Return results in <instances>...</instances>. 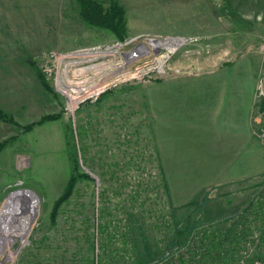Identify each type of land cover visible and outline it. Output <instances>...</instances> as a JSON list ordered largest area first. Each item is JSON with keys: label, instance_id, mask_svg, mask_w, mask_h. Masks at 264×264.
<instances>
[{"label": "rangeland", "instance_id": "1", "mask_svg": "<svg viewBox=\"0 0 264 264\" xmlns=\"http://www.w3.org/2000/svg\"><path fill=\"white\" fill-rule=\"evenodd\" d=\"M117 1L125 40L90 25L78 0L3 1V18L16 12L17 23L2 33L17 32L12 47L40 88L27 79L35 99L13 103L22 117L0 106L14 118H0V264H264V178L250 196L174 207L144 101L149 81L243 57L261 77L264 0ZM253 231L263 238L247 248Z\"/></svg>", "mask_w": 264, "mask_h": 264}, {"label": "crops", "instance_id": "2", "mask_svg": "<svg viewBox=\"0 0 264 264\" xmlns=\"http://www.w3.org/2000/svg\"><path fill=\"white\" fill-rule=\"evenodd\" d=\"M3 1L0 106L22 117L13 103L18 102L16 99H35L26 89L27 79L37 87L40 84L34 67L25 63L24 56L20 58L24 62L20 61V52L12 47L17 32L6 27L10 32L2 33V24L17 23L15 11L12 14L10 10L11 15L3 18L2 8L7 7ZM16 4L8 6L15 10ZM7 40L10 46L3 47ZM261 73L251 59L243 57L216 68L146 83L145 111L174 207H185L199 198L210 199L209 207L224 204L231 193L243 196L248 184L264 178V142L258 135L264 124V109L256 108L255 99ZM14 87L17 91L23 88V92L17 93ZM1 133L0 125V140Z\"/></svg>", "mask_w": 264, "mask_h": 264}, {"label": "trees", "instance_id": "3", "mask_svg": "<svg viewBox=\"0 0 264 264\" xmlns=\"http://www.w3.org/2000/svg\"><path fill=\"white\" fill-rule=\"evenodd\" d=\"M81 6L82 17L93 26L103 27L112 30L120 40L127 38V17L123 6L119 4L117 0H111L110 4L106 7L102 1L97 0H78ZM43 83L45 79H43ZM0 118L7 121H14V118L5 113L0 108ZM57 118V115H45L39 121H35L25 126L27 130L32 129L35 124L42 123L46 120ZM6 142L0 143V151L5 147ZM75 184V177H72L69 181L65 192L57 200L54 209L53 216H56V212L60 207V204L66 200L72 193Z\"/></svg>", "mask_w": 264, "mask_h": 264}, {"label": "built area", "instance_id": "4", "mask_svg": "<svg viewBox=\"0 0 264 264\" xmlns=\"http://www.w3.org/2000/svg\"><path fill=\"white\" fill-rule=\"evenodd\" d=\"M256 108L257 109H264V74L258 79L257 83V91H256ZM260 139L264 142V124L258 132ZM263 236L261 232L257 234L256 231H253V234L249 237L244 239V243L246 244L247 248H253L257 243L261 242Z\"/></svg>", "mask_w": 264, "mask_h": 264}, {"label": "bare ground", "instance_id": "5", "mask_svg": "<svg viewBox=\"0 0 264 264\" xmlns=\"http://www.w3.org/2000/svg\"><path fill=\"white\" fill-rule=\"evenodd\" d=\"M168 40L171 41V40H173V39H168ZM174 40H175V39H174ZM174 40H173V41H174ZM159 42H160V44H158V45H164V44H166V40H165V41L160 40V41H158V43H159ZM171 43H172V42H171ZM172 44L174 45V47L172 48V50H174V49L177 47V43H176V42H173ZM151 45H152V46H155V45H157V44L154 45V43H153V44H151ZM143 47H145V44H143V45L140 47V49L142 50ZM129 54H130V56H131V59H132V58L135 59V58L138 57V52H133V53L130 52ZM68 93H69V92H68ZM73 99H74V98H73Z\"/></svg>", "mask_w": 264, "mask_h": 264}]
</instances>
